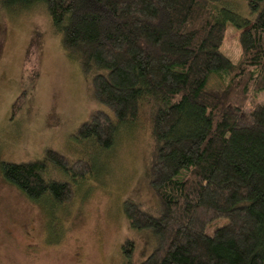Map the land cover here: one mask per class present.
<instances>
[{
  "label": "trees",
  "instance_id": "16d2710c",
  "mask_svg": "<svg viewBox=\"0 0 264 264\" xmlns=\"http://www.w3.org/2000/svg\"><path fill=\"white\" fill-rule=\"evenodd\" d=\"M231 1L0 0L2 14L45 11L95 101L119 123L99 112L76 139L109 153L119 129L147 131V183L160 206L151 214L123 204L131 228L155 238L140 264H264V102L250 107L264 92V0H244L250 17ZM228 23L240 30L236 64L220 51ZM20 109L14 101L12 115ZM48 165L72 182L46 180ZM0 172L32 203L66 205L94 166L47 150L43 160L2 162ZM217 220L225 225L208 235ZM133 248L123 245L126 260Z\"/></svg>",
  "mask_w": 264,
  "mask_h": 264
},
{
  "label": "rangeland",
  "instance_id": "374dc122",
  "mask_svg": "<svg viewBox=\"0 0 264 264\" xmlns=\"http://www.w3.org/2000/svg\"><path fill=\"white\" fill-rule=\"evenodd\" d=\"M226 7L250 17L244 0ZM239 32L228 23L220 48L233 64L242 53ZM92 92L90 78L67 57L43 9L14 16L0 12V163L43 160L51 150L70 163L80 159L94 166L93 176L74 184L75 198L66 205L49 199L34 204L0 172V264H140L152 252V233L131 228L123 206L130 200L151 214L158 211L147 183L150 139L145 128L135 125L118 130L109 153L92 140L76 139L77 129L99 112L118 123ZM16 100L21 109L13 116ZM263 102L264 92L250 107ZM44 176L72 182L52 165ZM224 223L215 221L206 233ZM127 241L134 247L129 260L123 250Z\"/></svg>",
  "mask_w": 264,
  "mask_h": 264
}]
</instances>
